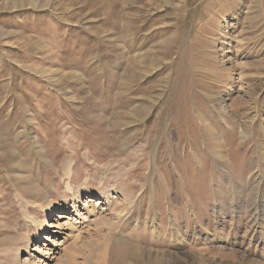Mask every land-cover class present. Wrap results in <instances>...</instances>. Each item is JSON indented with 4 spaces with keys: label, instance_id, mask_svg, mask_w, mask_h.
Segmentation results:
<instances>
[{
    "label": "rangeland",
    "instance_id": "rangeland-1",
    "mask_svg": "<svg viewBox=\"0 0 264 264\" xmlns=\"http://www.w3.org/2000/svg\"><path fill=\"white\" fill-rule=\"evenodd\" d=\"M106 243L264 264V0H0V264Z\"/></svg>",
    "mask_w": 264,
    "mask_h": 264
},
{
    "label": "bare ground",
    "instance_id": "bare-ground-1",
    "mask_svg": "<svg viewBox=\"0 0 264 264\" xmlns=\"http://www.w3.org/2000/svg\"><path fill=\"white\" fill-rule=\"evenodd\" d=\"M153 127H154V125H153ZM162 161V160H161ZM70 163V162H69ZM69 163H68V166H69ZM113 163V162H112ZM119 163V162H118ZM66 164V163H65ZM112 165V164H111ZM110 166V165H109ZM66 167H67V165H66ZM113 167H115V166H113ZM113 167H108L107 168V170H106V172H108V171H110L111 169H113ZM68 168V167H67ZM66 168V170H67V173L69 172L68 171V169ZM72 169V168H71ZM124 170V169H123ZM130 169H128V171H129ZM112 171V170H111ZM130 172H133V171H130ZM66 173V174H67ZM108 173H110V172H108ZM127 173V172H126ZM106 174V173H105ZM119 174V173H118ZM120 175V174H119ZM133 174H128V176H127V179L128 180H130V178L132 179L133 178V176H132ZM121 176V175H120ZM104 178H102L103 179V185L106 183V180H107V175L106 176H103ZM124 177H125V175H124ZM119 179V178H118ZM117 179V180H118ZM123 179V178H122ZM121 180V179H120ZM123 180H125V179H123ZM115 181V180H114ZM113 181V182H114ZM119 181V180H118ZM131 181V180H130ZM125 182H127V181H125ZM116 184H117V182H115ZM120 183V182H119ZM129 184V183H128ZM69 185V184H68ZM132 185H133V183H132ZM118 186H120V184L118 185ZM105 187H106V185H105ZM122 187V186H121ZM133 187H131L130 188V184L127 186L126 185V187H124L123 186V192H124V196H125V198H124V200L126 199V200H130L128 197H130V195H131V189H132ZM74 193V192H73ZM140 194V193H139ZM134 195V194H133ZM128 198V199H127ZM133 199V198H132ZM124 200H123V202H124ZM127 202V201H126ZM126 202H125V204H126ZM129 202V201H128ZM122 204V203H121ZM120 204V205H121ZM124 204V203H123ZM127 205H129L128 203L126 204V207L125 208H127ZM139 206V205H138ZM118 207V206H117ZM121 207V206H120ZM123 207H124V205H123ZM134 208V207H133ZM123 210V209H122ZM126 210V209H125ZM118 214V213H117ZM122 214V213H121ZM123 215V214H122ZM126 216V215H125ZM66 217H68L67 215H65V214H60V218L62 219V218H66ZM102 220H104V219H102ZM105 221H106V218H105ZM103 222V221H102ZM101 222V223H102ZM107 223H108V221H106ZM106 222H103V223H106ZM106 223V224H107ZM128 223V222H127ZM49 224V226L50 227H54L55 226V224L54 223H52V224H50V223H48ZM105 224V225H106ZM109 224V223H108ZM48 230V229H47ZM46 237H47V235H46ZM27 242V241H26ZM97 253H100V254H98L99 255V258H98V260H97V262H96V264H111V261H112V258H113V248H112V246H110L108 243H106V244H103V245H101V246H98V248H97ZM93 263V262H92Z\"/></svg>",
    "mask_w": 264,
    "mask_h": 264
}]
</instances>
